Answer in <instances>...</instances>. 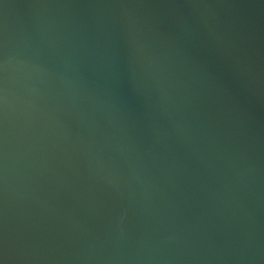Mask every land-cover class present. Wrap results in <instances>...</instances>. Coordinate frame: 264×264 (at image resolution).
Listing matches in <instances>:
<instances>
[{"label":"water","instance_id":"obj_1","mask_svg":"<svg viewBox=\"0 0 264 264\" xmlns=\"http://www.w3.org/2000/svg\"><path fill=\"white\" fill-rule=\"evenodd\" d=\"M0 264H264V0H0Z\"/></svg>","mask_w":264,"mask_h":264}]
</instances>
